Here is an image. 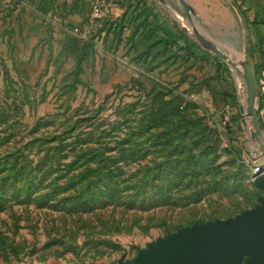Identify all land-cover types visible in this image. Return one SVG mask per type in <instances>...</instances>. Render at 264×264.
<instances>
[{
	"label": "rangeland",
	"instance_id": "1",
	"mask_svg": "<svg viewBox=\"0 0 264 264\" xmlns=\"http://www.w3.org/2000/svg\"><path fill=\"white\" fill-rule=\"evenodd\" d=\"M183 59L157 62L177 72L154 96L131 79L77 78L75 67L0 86V264H135L183 227L260 202L250 160L264 140V76L259 140L245 112L227 129L207 101L179 106ZM224 61L246 104L241 62Z\"/></svg>",
	"mask_w": 264,
	"mask_h": 264
},
{
	"label": "crops",
	"instance_id": "2",
	"mask_svg": "<svg viewBox=\"0 0 264 264\" xmlns=\"http://www.w3.org/2000/svg\"><path fill=\"white\" fill-rule=\"evenodd\" d=\"M90 1L0 0V86L34 85L59 67L61 74L71 71L77 57H85L79 76L102 77L107 87L140 74L147 84L152 79L170 84L176 63L160 73L151 57H184L179 69L184 88L176 90L195 92L220 117L229 105L232 124L244 117L243 102L236 104L230 93L235 79L229 65L196 38L179 0H110L95 21ZM189 1L200 29L237 62L250 51L263 77L264 0ZM158 36L169 38L167 49L153 43Z\"/></svg>",
	"mask_w": 264,
	"mask_h": 264
},
{
	"label": "water",
	"instance_id": "3",
	"mask_svg": "<svg viewBox=\"0 0 264 264\" xmlns=\"http://www.w3.org/2000/svg\"><path fill=\"white\" fill-rule=\"evenodd\" d=\"M179 1L196 38L213 54L235 65L237 61L200 29L190 1ZM240 62L248 89L247 102L241 103L240 109L251 116L252 135L260 140L257 62L250 51ZM259 148L264 152L263 140ZM259 162L262 170L255 173L254 180L264 188V156ZM259 199L255 206L234 216L179 229L170 239L154 245L151 256L140 251L135 264H240L244 258L246 264H264V194Z\"/></svg>",
	"mask_w": 264,
	"mask_h": 264
},
{
	"label": "trees",
	"instance_id": "4",
	"mask_svg": "<svg viewBox=\"0 0 264 264\" xmlns=\"http://www.w3.org/2000/svg\"><path fill=\"white\" fill-rule=\"evenodd\" d=\"M146 10L145 11V14L149 12V9L145 8ZM147 18V17H146ZM169 41V38H166V37H162V36H158V38H154L153 39V43L154 44H157V43H162L164 44V49H167V43ZM151 46V45H150ZM85 57H77V61H76V64H75V68H74V71H75V77L79 78V73L81 72V67H82V60L84 59ZM145 59H147V57H144ZM169 57H164L162 59H160V61H158V63H161L163 61H166ZM142 74H140L139 76H134L132 77L131 81L133 84V86H136L138 87V91H140V93H143L144 95H156V91L158 89V87L160 86H164V87H167L168 90H173L172 88V85L171 84H167V83H163L162 81H159V80H156V79H150L151 80V83H149L150 85L148 86V84L146 83V81L141 77ZM176 90V89H175ZM191 93L189 90L187 91H182V90H176V96L177 98H179V106L181 108H183L184 106H186L187 104L191 103V102H197L196 99H194L192 96H190ZM234 96V95H232ZM236 104L237 101H235ZM174 109H177V108H174ZM167 114H175L177 115V111L173 110V109H169L167 111ZM227 129L232 127V124H227L226 125Z\"/></svg>",
	"mask_w": 264,
	"mask_h": 264
},
{
	"label": "built area",
	"instance_id": "5",
	"mask_svg": "<svg viewBox=\"0 0 264 264\" xmlns=\"http://www.w3.org/2000/svg\"><path fill=\"white\" fill-rule=\"evenodd\" d=\"M110 4V0H91L90 1V19L92 21H95L99 18H102ZM194 99L197 98V95L194 93H191V95ZM218 123H221L223 125L232 124V119L229 112V105H226L221 117L217 119ZM264 141V140H263ZM260 145V143H259ZM264 156V152L262 149L258 148L257 152L253 154L250 164L251 169L253 173V178L255 177V173L262 170V165L259 162V159Z\"/></svg>",
	"mask_w": 264,
	"mask_h": 264
},
{
	"label": "bare ground",
	"instance_id": "6",
	"mask_svg": "<svg viewBox=\"0 0 264 264\" xmlns=\"http://www.w3.org/2000/svg\"><path fill=\"white\" fill-rule=\"evenodd\" d=\"M242 70H243V67H242ZM246 90H247V94H248V89H247V82H246Z\"/></svg>",
	"mask_w": 264,
	"mask_h": 264
}]
</instances>
